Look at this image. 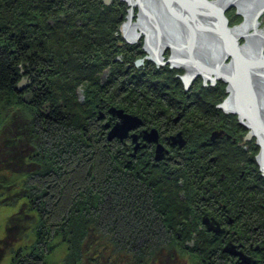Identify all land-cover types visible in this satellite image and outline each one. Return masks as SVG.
Wrapping results in <instances>:
<instances>
[{
    "label": "rangeland",
    "instance_id": "rangeland-1",
    "mask_svg": "<svg viewBox=\"0 0 264 264\" xmlns=\"http://www.w3.org/2000/svg\"><path fill=\"white\" fill-rule=\"evenodd\" d=\"M136 1L138 4L135 5V7L133 8V6H131V3H129L128 0H110L109 3H107L105 0H98V3H100V5L102 6V10H104L105 12H110V14H113L114 12V14H117L121 18L120 22L116 23L117 26L114 32L112 33L113 36V38H111L112 40H110L109 42L107 41L104 42L107 48L100 50L97 47V50L90 49V51L86 53L88 54V58L91 62L97 61V64L103 66L100 75L98 69L95 71V73H93L95 74V76L98 75V77L94 79L83 78L86 75L82 76V73H86L87 71L73 66H67L65 62L62 63L57 62L58 66L54 64V66L51 67L52 68L50 70L51 72L49 73L52 75H48L46 77L45 72L41 73V78H43L42 81H46L47 78L49 77H51L50 78L51 80L52 78L54 79L51 83L53 85L52 87L56 91V96H55L56 101H58L54 105H60V106L65 105L66 109L64 110L66 112H76L79 114L81 113L83 114L82 112L83 110H88V111L92 110L93 115L91 116L94 117L93 119H95V123L97 122V124L103 126L101 127L103 128V132H101L100 134L98 133L97 127L96 128L92 127L90 133L93 135V138L96 140V144L100 143V146L108 145L109 148H112V151H110L112 155L111 158L109 159L114 160L115 165H118V167H120V169H122L123 172L128 171L132 173L133 176H129V179H123V181H129L133 185V187L131 188H133L134 191L129 192V191H125L124 189L122 191L117 190L114 193L111 192L112 194L107 196L109 199L105 200V198H103V194L104 195L107 194L105 192L106 189L103 186L101 187L98 186L100 189V196L102 197V200L97 198V197L100 198L98 194L92 195L96 199L95 200L96 203L94 205L97 204L98 205L96 207H93L91 205L92 207H89L86 210L84 209V206H82V208L81 207L78 208L75 205L74 207L77 208L75 210L76 213L73 215V211L75 209L72 208L73 205L79 200L80 201L83 199L85 200V195H82V197L79 196L82 199L74 198L68 204L71 212L70 215H73L74 218L72 219L71 223L69 222L64 223V225L70 224V226L67 228V235L63 233L64 236H61V234L58 232L63 229L62 225H58V226L56 225L54 227L53 226L50 227V229L48 228L46 229L47 226L46 223H48L46 222V218H47L46 212L49 210V208L45 206L46 195L44 196L43 193H41L40 194L41 196L39 198L37 197L38 199L34 201L33 205L35 207L36 206L35 204L37 203L44 204L46 209V211L44 210L45 214L34 211L33 208L31 207L32 204L26 202V204L24 205L25 206L24 216L26 218L30 217L32 218V220L30 222H28L29 220L26 221L28 227L24 228L25 232L21 236L20 240H17L15 232H11L13 237L10 235L6 236V220L13 213H18V211L22 209L20 206L24 202L19 200L18 201L10 200L11 201L10 204L0 203V264H136L137 261L141 259V254L138 250L144 249L142 244L144 240H146L144 242V245L148 244V248H149L147 255H145L146 258L145 264H150L151 260L154 259V257L157 258L158 264L162 262H164L165 264L167 263L172 264L170 258L169 261H166V256L167 254L169 255L168 252H172L173 257L176 256L179 257V261L176 260L174 264H207V261H205V258H203L201 254L197 253L196 250H192V248L185 247L184 244L185 241L186 243L189 240H190L189 242H191L192 238L194 237H196L197 240H200V238L202 237L199 235L198 231L190 230L188 234L185 233L184 235H182L183 236L182 237L181 228L183 227V225L176 224V226H174L173 229L171 228L169 231L166 230L164 225L170 226L173 223L171 222L170 224V221L166 222L165 219H162L163 216L165 215V212L161 211L160 197L155 194L158 191L156 190L157 188L163 189L164 191L163 194L166 197V202L170 203L168 209L170 208L172 213L175 212V210H177L178 208H180L177 207L176 205L181 203L184 204V199H185L184 197L185 195H187L188 199H192L188 201V203L191 202L190 204L193 206V208H190V210L186 208H181V211L185 209L184 213H187L188 211L191 212L190 215L192 216V219L187 218V220H185L188 223L187 225L191 228L193 226L192 224L196 223V225H198L197 230L200 231V229H202L201 230L202 232H211L210 231L211 228L209 229V227H207L203 219V218H208L209 216H204L200 212L196 213L195 211L196 203L193 200H196L203 193V191L205 190L203 186L207 184L208 179H221V175L222 177L223 175L226 177V174L222 172L221 175L214 176L213 171H215L216 168L214 166V163L208 161L210 158L215 157L213 153L216 152L215 154H217L218 150L210 151V155L212 156L209 155L205 157L201 156L200 161L198 160V162L195 164L197 166L196 167L194 166L195 167L194 170L186 169L185 165L179 164L178 162L174 163L169 158V156L171 155L170 153H172L174 157H176V159L182 158L181 155L179 154V152L182 151L180 147L186 146L184 150L198 149V151L199 150L204 151L205 148L208 147L204 143L207 140L199 141V137H195V136L190 137V135H188L189 132H191L190 129L184 123H182L183 119H185L184 117H187L188 114L190 113L191 108H194V110L200 113L202 112L204 113L205 111H200L204 109L200 108V110H197V107L191 106L189 110L187 109L188 110L187 111L186 109L185 110L180 109L181 107L179 106L180 114L178 111H177L178 113H174V110H176V107H178V104L176 103H179L178 100L181 99V102L183 104L184 103L188 104L187 98L189 96L195 97L197 95L196 92L201 93V95H205L208 91H210V89H215V93L213 95L216 94V97L218 96L219 100L216 101V106L219 107L220 103L223 102L227 103V100H230V96L234 94H235L234 96H236L237 93V96L239 98L234 97V99L236 98L235 101L237 100L238 105H240L239 102L243 100L244 102L242 101L241 105L242 107L245 106L244 108L249 113V116L250 113H252L254 110V106L252 104H254L255 107L258 106L257 108L259 109V111L256 108L255 113L260 119L264 120V103H263L264 86L262 85V88L260 89L258 87L259 81L257 80L258 81L257 82L254 79V81L257 82V87H258L257 90L259 89V92L261 94L259 96L258 91H256V89L253 88V92L251 93H253L255 98L257 99L255 103L249 100V96L247 94L249 93V91L247 92L244 90V87H248L246 85L247 83H245L246 78H244L240 82V84H238L237 88L234 87V90L236 89L235 92L233 90V85L231 84V81L224 75L218 73L219 71L225 74V72H223L221 68H223L226 65L232 64L234 62V55L230 53L228 54V49H226L227 48L226 46H222V45L220 46L223 40L218 39V41H215L216 35L213 34L215 33L214 32L215 30H213L214 28L212 29L211 27H208L210 24L209 25L205 24L206 27L208 28L205 34L206 35L209 34V36L200 34L201 31L204 32L203 30H200L198 32L199 29L198 27L202 25L201 24L202 21L200 20L199 17L203 16L202 14H198L197 13L198 11L196 13L194 12L196 11V9H199L201 6L198 0L196 1L183 0L185 3L178 0H136ZM208 1L214 3L215 0H208ZM220 1L221 4H219V6L221 5L222 7L225 4V2L229 0H220ZM237 1H240L238 2L239 4L228 3L230 5L224 9L225 16L228 20L227 25L229 28H235L236 26L242 24L245 21L244 19L245 15L239 9V7L242 8L241 4L243 8L245 7V9L247 8L251 10L253 9V7L256 6V4L254 5V2H256L257 0H237ZM190 2L192 4H190ZM143 4L150 6L152 11L150 9H147V12L145 10L142 11L141 6H143ZM244 4L246 6H244ZM28 9L30 10V13H32V15H30L31 17L25 20L24 22L25 24L23 22L14 24V26L11 28V32L13 31V33L16 34L15 36H17V33L14 30L24 27L25 36L20 33H18V35L25 37V39H23L24 40L23 42L25 44L28 41L33 45L34 49L32 48L31 49L32 51V50H36L34 46L36 45V43L38 45V41H37L38 37L44 44H49L51 42V38L54 36V33H56L57 31L56 28L61 24L60 21L61 18L53 17V15L46 17L45 13L47 14L48 11L44 10L43 8L31 9V7H28ZM261 12L262 13L260 14L259 21H260L261 29L264 30V10ZM144 14L145 16H149L150 14L152 15L153 21L155 20L154 24L158 28V29L156 28L158 30L157 33H159V35L161 36L160 40L162 41V39L164 38L165 41H170L168 42L169 44H164L159 39H154L149 42L150 39H148V35H147L149 30L148 29L146 30V28L142 30V25L140 24V17ZM87 15L89 14H86V16ZM210 15L211 13H209V15L205 14V16L207 17H210ZM0 17H1V21H0L1 25L4 31H6V28L8 26L7 23L8 22L10 23L11 19H8L9 16L6 17V19H4L2 16ZM129 17L132 18V24H130L132 26L131 27L132 29L130 28V30L125 32L124 27L126 26L127 23H130V21H127L128 19H130ZM87 18L88 17L79 16L78 19L76 20V23L74 22V25L72 27L67 26L69 28L68 31H63V29L59 28L60 34L62 36V39L60 41L64 39L69 41V43H71L69 37L70 35L69 32H71V30L76 31L75 36H77L78 32H82L86 34L85 32H91L92 28L95 29V27H100L99 25L97 26L96 23L97 22L96 11H94L93 19L89 18L88 20H86ZM85 20L86 23H83ZM111 25L113 26V24L109 23L108 28H111ZM213 25L216 26L217 30H219V28L221 30L220 23L216 24L213 21ZM134 26H136V30L133 29ZM104 27L107 28L106 26ZM133 30L136 31L137 35L140 34L135 39H131V37L133 38L132 34H135V32H132ZM138 31L140 32L139 34ZM217 36H219L218 33ZM233 36L235 39L237 38L236 41L238 44L237 46H239L238 48L241 49V47L245 46V44L247 43L246 37L244 36L238 37L235 36L234 34ZM1 37H2V33L0 32V38ZM256 38H257L256 40H258L257 42L259 43L260 38L259 37ZM147 40H148V45L146 44ZM171 40L183 42L184 48H190L191 46L190 43H191L193 45H196V47H193V50H198V49L200 50L201 48V51L203 53L204 52L206 53L207 51L208 54H210L209 51H211L213 54L211 53L212 56L210 57L211 58L215 57V60L217 62L221 61L222 64L219 65L218 70L217 68L215 70H212L213 73H211L210 76L207 74H205L206 76L199 74V76L196 77L194 82L190 83L189 85L186 84L185 87L181 79L184 75L186 76L187 73L191 71H188L183 67L177 68L178 65H182L180 64L182 63V61L181 59H178L177 63H174L173 44L175 42L173 43ZM112 42L115 44L113 48H116V51L113 53H111L112 46L110 47ZM162 44H164L165 47L163 46L164 48L162 53L159 52V54H157L161 58L159 60L160 63L157 62L158 64H161L159 65L161 67H158L154 61V59L157 61L155 57L156 53L154 50L158 46H161ZM28 46L30 47V45ZM70 46L72 48L71 50L75 48L74 45L70 44L68 49H70ZM149 46H152V49ZM15 47L16 45H13V49H15ZM140 49L141 50L143 49V51L139 52ZM54 52L56 53L57 49ZM59 52L61 53V49L59 50ZM225 52H227L226 56L224 55ZM134 54L135 56H133ZM262 54H264V46L262 48ZM244 57L248 62L249 58H247L245 55ZM140 59L142 60V62L141 65H139L138 67L136 65H137V61ZM249 62L247 64L248 65L247 67L254 65L253 60H252V65ZM116 64L124 67V69L121 72L116 71L118 72L117 76L119 75V78L117 77L113 78V75H115L114 68H117ZM148 64L150 65L149 66L150 68L148 67L147 70H144L145 73L140 74V67L143 65L147 67ZM130 65H132L133 67L129 69ZM168 66H171V68H168ZM20 68H21L20 72L22 73V75L19 79V82L23 78H25L26 82L28 83L23 90H19L22 95V102L24 104L22 106H19L20 112H25L27 114L30 112L32 116L34 113H38L43 110L46 112V114H49L51 112V109L54 108L55 106L52 103L49 104V102L38 103L37 98L42 87L40 84H38V82L32 83L30 73L28 72L26 73L27 68H29L30 71L31 70L35 71L32 72V74L34 75L37 72L36 64L32 59H24L22 60V65L20 66ZM126 68L127 70H125ZM45 69L47 70L46 67ZM156 69H159V71L156 72ZM169 69L171 70V72L169 71ZM129 70H131L132 73L127 72ZM109 71L110 74L107 75ZM176 72L179 73L177 77H175ZM167 74L170 75V77ZM106 75L110 76L111 79L113 78L112 83L107 87L108 89H105V87L103 86L105 85V83H107V80L105 81V79L107 78ZM129 75H134V77L131 79ZM230 75L232 76L233 74ZM255 75H257V73L253 74L254 78ZM44 78L46 79L44 80ZM165 80L167 82L169 81L170 86L164 83ZM118 88L120 89V91L118 90ZM136 88H138V90H135ZM186 89H192V90H186ZM145 98L150 100L152 104L151 106L152 118L149 119H147L146 117L144 118L143 117L144 115H142L144 110L142 109L141 104L143 102L144 103L149 102L145 100ZM196 100L197 99H195L194 102H196ZM159 101L160 103L163 104V108L160 107L159 104L155 105V103H158ZM259 101H261V104L258 103ZM102 102L108 105V107L105 110H100L96 106L97 104ZM111 105H115L116 107L123 108L126 112L133 113L136 116L140 117L143 121L142 124H140L141 126L138 125L137 127L130 129L128 135L123 138L119 136L108 138L109 132L111 131L115 123L119 120V117L115 116L110 111ZM90 106H92V108H90ZM222 109H223V113H221L220 115L224 114L225 116V114H227L231 117L233 116L235 121L239 123L231 125L229 124V121L225 122L223 123L224 124L223 128L221 129L216 128L208 131L207 133L208 137L211 139L212 133L215 130H219L222 132L220 136L223 137L224 135L223 139L220 141V143L223 142L221 145L232 146L235 149H237L238 145L246 147L248 150H250L249 153L252 154V156L254 157V165L256 166L257 164L259 170H261L264 173L263 169H261L260 167V160H259V159L262 160L264 157V154L260 153L262 149L261 137H263L262 140L264 141V133L260 132L261 133L260 136L254 135L251 136V138L250 137L245 138L247 134L253 133L252 130L253 128L251 126H248L247 124L248 120L242 119L241 115L237 111L234 110L232 111L229 108L228 109L222 108ZM205 113L204 115L208 116L207 115L208 113L206 114ZM169 117L171 118L173 117V119ZM209 117L212 119L211 121H213V119L215 121V118L213 116H209ZM227 118L228 117L225 118L223 117V119H227ZM241 120H243L247 124V126L243 122H241ZM174 122H177L178 124L173 125ZM72 127L73 126L66 125L64 126V131H62L61 129H56L55 131L49 133H45L44 131L42 137L46 141L49 139L53 140L55 138L58 139L59 141L61 140L60 142H62L63 141L62 136L64 134L65 136H73L74 134L76 135L78 134V130L76 129L74 130ZM153 128L157 129L158 131L157 135L160 143L165 145L169 150L168 152H166L165 156L161 159H156L155 157L156 155L155 149L157 142H155L154 140L153 142L145 139L142 133L144 132L145 129H149L150 131ZM178 128L180 130H177ZM184 130L188 132L187 133L188 138L186 135H183ZM179 131H181L184 138H186V143L182 146L178 142L174 145L169 140L171 136H176L177 134H181ZM54 132L55 135H52L54 134ZM198 132L199 130L197 131V133ZM134 135L138 136L137 141H135L133 137ZM106 138L108 141H106ZM40 142H41L40 138L37 141L33 142L32 147H34L35 151L38 150L39 147L40 150H43L44 146L43 145L39 146ZM137 142L141 144V146L138 149L135 148ZM59 151H60V147L48 148L46 154L43 155L42 160H44L45 163H48L49 159H51V162L55 164L57 158L56 157L53 158V156L54 155L57 156L56 153H58ZM64 153L66 152L62 150V154ZM108 154L109 153L105 152V148L103 147L102 152H100V155L103 156L104 159H100V160L101 161L105 160ZM186 155L189 156V153H187ZM112 156H115L116 159ZM106 160L108 159L106 158ZM163 161L167 162L163 164L164 167H162L166 169V171H163L161 168L155 166L157 163H162ZM180 169L183 170L186 169L184 172L185 176L182 177V179H180V182L183 181L185 185L182 183L177 189L175 187H171L170 182H167L168 180L167 172L171 170H180ZM240 173L243 176L248 174L245 168L242 169ZM29 177L30 176H28V179H36ZM200 179L203 180L199 181ZM158 181H161V183H159ZM188 181H191L192 183L191 184L186 183ZM195 181L196 183H194ZM109 182H111L110 179ZM88 183H87L88 190L89 189L93 190L91 188L92 183L91 184ZM56 186L57 183L56 185H52V184L48 185V190L52 191V189L56 188ZM116 187L119 188V186ZM240 190L241 189H239L238 192L246 191L245 189H243L242 191ZM191 194H196V195L190 196ZM48 196H50V193L48 194ZM74 196L77 197L76 194ZM0 199H2L1 196ZM48 199L53 200L54 198L48 197ZM220 199L221 201L226 203L229 209L234 208V200L232 199V196L222 195ZM3 200L4 199H2V201ZM105 203L109 204L107 208H103V205ZM62 204L63 203L59 202L57 207L59 208L60 206H63ZM208 206H210L209 209L212 211H215V209H217L216 208L217 205L215 203H213L212 205L208 204ZM257 208L258 210L254 211V215H251L253 219L255 218L254 222L259 219L258 218L259 210L261 209L263 211L260 205ZM59 212L61 211L56 212V214ZM80 212H83L85 216H81V215L76 216ZM93 212L95 213L94 214L95 217L93 216ZM90 214L91 216H89ZM230 217H233L234 219L230 218L231 221H228V223H232V224L237 223L238 225H240L239 227L243 229L241 224L243 223V219L246 217V215H244L243 217H235V216H230ZM44 222H45V227H43ZM99 222H103L106 226L105 227L102 226ZM262 222L264 221H261L260 223L262 224ZM212 223L214 224L213 226L219 225L217 226L219 231H222L224 229L216 219L212 220ZM199 225H202L203 228H200ZM39 228L43 232H45L46 230H51V233L54 232L56 234L58 233V236L53 237V239H50L52 235L50 233L49 239L48 238L44 239V242L43 239L42 241H39V239H36L37 237L36 232L38 231ZM118 228L119 230H117ZM158 230L163 231V234L158 236L152 233ZM143 231H145V233ZM146 233H149V235H145ZM248 234L253 235L252 232H249ZM140 235H143V238H140L141 237ZM210 236H212V234H210ZM44 237H46V235ZM240 238H238V240H240ZM15 242H19L16 244L17 246L16 249L19 247H22L23 249L22 250L19 249L17 251L13 250L11 246L12 245L15 246ZM228 242H232V240H228ZM35 244H37L36 247L39 246L42 247V249L38 248L37 253L35 254H39L40 250H44L46 248L45 244L52 247V249H50L49 252H48V247L46 248L45 251L47 252L43 253L42 255L43 258L39 260V262H36V258L31 257V254H34L31 252H33L32 249ZM223 248L226 251L227 248H229V246L225 245L223 246ZM261 255L263 254L259 252L254 254L255 261H258V258ZM185 256L189 258L188 261L184 260ZM216 262H218V260ZM238 262H239V258H238Z\"/></svg>",
    "mask_w": 264,
    "mask_h": 264
},
{
    "label": "trees",
    "instance_id": "trees-1",
    "mask_svg": "<svg viewBox=\"0 0 264 264\" xmlns=\"http://www.w3.org/2000/svg\"><path fill=\"white\" fill-rule=\"evenodd\" d=\"M28 7H31V9L43 8L44 10H47V14L45 13L46 17L53 15V17L61 18V24L56 28V33H54L55 38L53 36L49 44H44L38 37V45L36 43V45L34 46L36 50L32 51L31 49L33 48V45L28 41L26 44L23 42V39H25L24 27L14 30L17 33V36H15L16 34L13 33V31L11 32V28L14 26V24L22 22L24 23L27 18L31 17L30 15H32V13H30ZM93 10L96 11V23L97 26L99 25L100 27H95V29L92 28V31L85 32L86 34L78 32L77 36H75L76 31L71 30V32H69L71 43L64 39L60 41L62 39V36L60 34L59 28L63 29V31H68L69 28L67 26L72 27L74 25V22L76 23V20L79 16L88 17L86 20H88L89 18L93 19ZM86 14L89 15L86 16ZM0 16H2L4 19L9 16L8 19H11L10 23H7L8 26L6 28V31H4L0 22V32L2 33V37L0 38V196L2 199H4L3 201L2 199H0V203L10 204V200H19L24 202L20 206L22 209H20L18 213H13L7 218L6 236L10 235L13 237L11 232H15L17 240H20L21 236L24 234V228L28 227L26 221L29 220L28 222H30L32 220V218H26L24 216V205L26 204V202L32 204L31 207L34 211L43 214H45L44 210L46 211L45 206H47L50 211L48 210L46 212V222H48L46 223V229H50V227L52 226L54 227L56 225H62L63 229L58 232L61 234V236H64L63 233L67 235V228L70 226V224L64 225V223L72 222V219L74 218L73 215L76 213L75 210L77 207L82 208V206H84V209L86 210L89 207H96L98 205H94L96 203V199L92 196L94 194H98L100 196V189L98 186H103L106 189L105 192L107 194H103V198H105V200H108L109 198L107 196L111 195L117 190L122 191L124 189L125 191L129 192L134 191V189L131 188L133 187V185L129 181H123V179H129V176L133 175L128 171L123 172L122 169L118 167V165H115L114 160L109 159L112 155L110 153V151H112V148H109L108 145L100 146V143L96 144V140L93 138L90 130L92 127H97L98 133L101 134L103 130V128L101 127L103 126H100L99 124H97V122L95 123V119H93L94 117L91 116L93 115L92 110H83V114H79L76 112H66L64 110L66 109L65 105H54L58 102L55 98L56 91L52 87L53 85L51 83L54 79L52 78L51 80V77H49L46 81H42L43 78H41V73L45 72L46 77L48 75H52L49 74L51 72L50 70L52 69L51 67L54 66V64L58 66L57 62H65L67 66H73L87 71L86 73H82V76L86 75L83 78L94 79L98 77V75L95 76V74L93 73H95V71L98 69L100 75L103 66L97 64V61L91 62L88 58V54L86 53L89 52L90 49L97 50V47L100 50L107 48L104 42H109L110 40H112V33L117 26L116 23H119L121 18L117 14H114V12L113 14H110V12H105L104 10H102V6L100 5V3H98V0H0ZM86 20L83 23H86ZM109 23L113 24V26L111 25V28H108ZM104 26H106L107 28H105ZM18 33L24 36H19ZM70 44L74 45L75 48L73 50H71V46L70 49H68ZM13 45H16L15 49H13ZM28 45H30V47ZM114 46L115 44L112 42L110 45V47L112 48L111 53L116 51V48H113ZM56 49L57 52L55 53L54 51ZM60 49L61 53L59 52ZM37 51H39L40 53ZM142 51L143 49L139 50V52ZM133 56H135V54ZM24 59H32L36 64L37 72L34 75L32 74V72L35 71H30L29 68H27L26 73H30L32 83L38 82V84H40L42 87L38 94V103L49 102V104L52 103L55 106L51 109V112L49 114H46V112L43 110L38 113H34L32 116L30 112L28 114L25 112H20L19 106H22L24 104L22 102V95L16 88V84L18 85L19 79L22 75V73L20 72V66L22 65V60ZM116 65L117 68H114L115 75H113V78H119V75L117 76V73L121 72L124 69L123 66L118 64ZM149 66L150 65L148 64L146 68H148ZM45 67L47 68V70L45 69ZM127 72L132 73L131 70ZM133 77H131V79ZM113 78H110V84L112 83ZM45 79L46 78H44V80ZM104 87L105 89H108V86ZM118 90L120 89L118 88ZM135 90H138V88H136ZM196 93L197 95L195 97L189 96L187 98L188 104H183L180 101H178L179 103H176L179 105L182 104L183 110H189L191 106H194L197 107V110L203 108L204 110L200 111H205L206 113H208V116H205V112L200 113L194 110V108H191L188 116L184 117L185 119H183L182 123H184L190 129V137H199V141H211V139L207 135L208 131L216 128L221 129L224 127L223 123L228 121L231 125L239 123L235 121L233 116L231 117L227 114H225V116L224 114L220 115L221 113H223V109L216 106V101L219 100V98L218 96L216 97V94L213 95L215 93V89H210V91H208L205 95H201V93L199 92ZM195 99H197L196 102H194ZM145 100L149 102H143L141 104V107L144 110L142 115H144V118L146 117L147 119H149L152 118V104L150 100L146 98ZM158 104L163 108V104L160 103V101L158 103H155V105ZM90 108H92V106H90ZM177 109H179V107H176L174 113H177ZM209 116H213L215 118V121L214 119L213 121H211L212 119ZM222 116L224 118H228L223 119ZM174 124L175 123H173V125ZM66 125L73 126L72 128L74 130H78V134H74L73 136H65L64 134L62 136V142H60L61 140L59 141L55 138L53 140L49 139L47 141L43 139L42 134H44V131L45 133L55 131L56 129H61L62 131H64V126ZM198 130L199 132L197 133ZM52 135H55V132ZM39 138L42 142V144L41 142L39 143V146L43 145L44 148L43 150H40L39 147V149L35 151L34 147H32V144ZM207 141L205 142V145H207L208 147L205 148L204 151H198V149L184 150L186 146L180 147L182 151H185L179 152L182 158L176 159V157H174V155L170 153V159L174 163L178 162L179 164L185 165L186 169L194 170L197 166L195 164L198 162V160L200 161L201 156H211L210 151L218 150L217 154H215L216 152L213 153L215 156H217L213 161L216 168L215 171H213L214 176H218L220 175V171H224V173L226 174V177L224 179H253L256 184L254 190L258 192H264V173L259 170L257 164L256 166L254 165V157L249 153L250 150L240 145H238L237 149L233 148L232 146H224L221 145L222 143H220L219 140L213 141V143H209ZM50 147H60V151L56 153L57 156H53V158H57L55 164L51 162V159H49L48 163H45V161L42 160L43 155L46 154L47 149ZM103 147L105 148V152H108L109 154L106 157L108 160H106L105 158V160L101 161L100 159H104L103 156L100 155ZM62 150L66 153L62 154ZM187 153H189V156L186 155ZM112 157L116 159L115 156ZM163 162L157 163L155 166L161 168L163 171H166V169L162 167H164L163 164L167 162ZM244 168L247 170V172H249L247 175H245L247 177L241 175L240 173ZM185 170L180 169L167 172V182H170L171 187H175L178 189L180 184L183 183L185 185L183 181L180 182V179L185 176ZM28 176H30L29 178L32 177L36 179H28ZM109 179L111 182H109ZM88 182L90 184L92 183L91 188L94 191L90 189L88 190ZM158 182L161 183V181ZM190 182L191 181H188L186 183L189 184ZM56 183V188L52 189V191L48 190V185H56ZM116 186H119V188ZM156 190L158 191L155 194L160 197L161 211L165 212V215L162 219H165L166 222L170 221V224L172 222L174 224H171L173 225V228L174 226H176V224L187 225L188 223L185 220H187V218L192 219V216L190 215L189 211L187 213H184L185 209L181 211V208H189L181 203L176 205L180 208L172 213L170 208L168 209L170 203L166 202V197L163 194V189L157 188ZM41 193H43L44 196L46 195V204L44 206V204L37 203L34 207L33 203L41 196ZM49 193L50 196H48ZM75 194L77 195V197L74 196ZM82 195H85V200L83 199L81 201H77L72 208L74 209L75 205L77 207L74 209L73 215H70L71 212L68 204L74 198L82 199L79 197H82ZM48 197L54 199L49 200ZM97 198L102 200L101 196L100 198ZM59 202L63 203V206H60L58 208L57 205L59 204ZM107 206H109V204L105 203L103 205V208H107ZM58 211L61 212L56 214V212ZM263 213L264 212H262L261 209L258 212V218L260 222L263 221ZM94 214L95 213L93 212V216L95 217ZM78 215L85 216L83 212L78 213L76 216ZM89 216H91V214ZM99 223L104 227L106 226L103 222ZM43 227H45V222ZM117 230H119V228ZM143 232L145 233V231ZM184 232L187 233L189 232V230L184 229ZM50 233L51 230H46L45 232H43L39 228L36 232V239H39V241H42L43 239L44 242V239H49ZM152 233L160 236L163 234V231L158 230ZM51 234L53 236L51 235L50 239L58 236V233L56 234L55 232ZM45 235L46 237H44ZM146 235H149V233H146ZM17 243L19 242H15V246L12 245L11 248L15 251L19 249L22 250V247L16 249ZM36 246L37 244L33 246V252L31 253L34 254H31V257L36 258V262H39V260L43 258V253L47 252L45 251L46 248L48 247L49 252L52 247L45 244L46 248L44 250H40L39 254H35L37 253L38 248L42 249V247ZM143 248L144 249H142V255L145 256L147 255V252L149 250L148 244L143 245Z\"/></svg>",
    "mask_w": 264,
    "mask_h": 264
},
{
    "label": "flooded vegetation",
    "instance_id": "flooded-vegetation-1",
    "mask_svg": "<svg viewBox=\"0 0 264 264\" xmlns=\"http://www.w3.org/2000/svg\"><path fill=\"white\" fill-rule=\"evenodd\" d=\"M154 61L158 67H161V66H159L161 64H158V63H160L159 60L156 61L154 59ZM139 65H141V63ZM139 65H136V66L139 67ZM132 67L133 66L130 65L129 69ZM168 68H171V66H168ZM125 70H127V68ZM144 70H147V68H146V66L143 65L140 67V74L144 73ZM158 71H159V69H156V72H158ZM169 71L171 72L170 69H169ZM109 74H110V71H109ZM199 74H201V73L198 72V73H196L195 76L198 77ZM178 75H179V73L176 72L175 77H177ZM133 76L134 75H131L130 78ZM168 76L170 77V75H168ZM107 78H108V76H107ZM107 78L105 79V81L107 80ZM181 81H182L183 85L186 87V83H185L183 77H182ZM164 83L166 85L170 86L169 81L167 82L165 80ZM177 83H178V81H177ZM186 90H191V89H186ZM178 101L181 102V99H179ZM96 106L100 110L106 109L104 107L103 108L101 107V103L97 104ZM179 106L181 107L180 109H182V104H180V105L178 104V107ZM179 111L180 110L178 109V112ZM179 114H180V112H179ZM169 118H171V117H169ZM171 119H173V117ZM177 122H174V123L178 124ZM177 130H180V129L178 128ZM183 132H184L183 135H186L188 137V135H189V134L187 135L188 132L185 130ZM223 137H224V135H223ZM223 137L218 136L215 138H211V141H208V142L213 143V141H216V140L221 141L223 139ZM171 142H173V141H171ZM221 143H223V142H221ZM172 144L175 145V143H172ZM216 157L217 156L210 158L208 161L213 163V161L216 159ZM221 173L222 172L220 171V175H221ZM224 178H225V176L222 177V175H221V179H208L207 184L203 186L205 189L203 191V193L196 200H193L196 203V206H195L196 213L200 212L204 216H209L208 218H203L207 227H209V229H210L209 225H214L212 222H210V220L212 221L215 219L220 223V225L224 229L222 231L218 232V230L215 229V227L219 226V225H217V226L211 227V229H210L211 232H202L201 231L202 229H200V231L197 230L198 225H196V223H193L192 224L193 226L191 228L185 224L181 228V231H182L181 236L185 234L184 229L185 230L187 229L189 231L190 230L191 231L192 230L198 231L199 235L202 237V238H200V240H197V238L194 237L195 239L192 238L191 242H189L190 240L187 243L185 241V243H184L185 247L192 248V250H196L197 253L201 254L203 256V258H205V261H207V264H264V222H262V224H261L259 219L254 222L255 218L253 219L251 216V215H254V211L258 210V208H257L259 206L258 204H260V206L262 207V209L264 211V192H258L256 190H254L256 187V184L253 181V179H224ZM201 180H203V179H200L199 181H201ZM221 182H223V183H221ZM191 183L192 182H190L189 184H191ZM194 183H196V181ZM239 189H241L240 191H242L243 189H245L246 191L238 192ZM208 192H210V193H208ZM260 193H262V194H260ZM187 194H189V193H187ZM193 195H196V194H191L190 196H193ZM222 195L232 196V199L234 200V208L233 209L232 208L229 209L227 207L226 203L221 201L220 197ZM184 198H185L184 199V205H186L189 209L193 208V206L190 204L191 202L188 203V201H190L192 199H188L187 195H185ZM186 201H187V203H186ZM213 203H215L217 205V207H216L217 209H215V211L210 210L209 209L210 206H208V204L212 205ZM244 215H246V217L243 219V223L241 224L243 229L241 227H239L240 225H238L237 223H233V224L228 223V221H231L230 218H233L230 216L243 217ZM263 216H264V213H263ZM263 221H264V218H263ZM164 227L168 231L171 228L173 229V225H170V226L164 225ZM199 227L203 228L202 225H199ZM244 231H246V232H244ZM249 232H252L253 235L248 234ZM188 233L189 232H187V234ZM210 234H212V236H210ZM140 236H141L140 238H143V235H140ZM238 238H240V240H238ZM228 240H232V242H228ZM144 242L145 241H143V243H142L143 245H144ZM225 245L230 246L233 250L227 249L225 251L223 248V246H225ZM139 251H141L140 252L141 259H139V261H137L136 264H145L146 258H145V256L142 255L143 250L140 249ZM258 252L263 254V255H261L258 258V261H255L254 257L256 255L254 256V254H256ZM168 253H169L170 257L167 254L166 261H169V258L171 259L172 264H174V262L176 260L179 261L178 256L173 257L172 252H168ZM231 255H233V256H231ZM160 256H161V254H160ZM206 258H208V259H206ZM238 258H239V262H238ZM184 260L188 261L189 258L185 256ZM217 260H218V262H216ZM157 261H158L157 258L154 257V259L151 260L150 264H155V263L158 264ZM160 264H165V263L162 262ZM167 264H169V263H167Z\"/></svg>",
    "mask_w": 264,
    "mask_h": 264
},
{
    "label": "bare ground",
    "instance_id": "bare-ground-1",
    "mask_svg": "<svg viewBox=\"0 0 264 264\" xmlns=\"http://www.w3.org/2000/svg\"><path fill=\"white\" fill-rule=\"evenodd\" d=\"M178 1H181V2H184L183 0H178ZM196 1V0H195ZM201 1V0H200ZM202 1H206L207 3H209V1L208 0H202ZM128 2L129 3H131V6H133V8L135 7V5H137L138 3H137V1L136 0H128ZM238 2H240V1H237V0H229V1H227V2H225V4L222 6V7H224L223 9H225V8H227L230 4H228V3H235V4H239ZM185 3V2H184ZM189 4V3H188ZM190 4H192L191 2H190ZM214 9H216V7L218 8V9H220L221 8V5H220V7H219V4H221V1L220 0H215L214 1V3H209ZM241 4V3H240ZM246 4V3H245ZM244 4V6H246ZM256 4V6L255 7H253V9H245V7L243 8V6H242V4H241V7L242 8H240L239 7V9H240V11H242L243 13H244V15H245V21L242 23V24H240V25H238V26H236L235 28H229L228 27V25H227V22L225 21L223 24L225 25L226 24V30H227V32H228V34H229V36L231 37V40H234V42H235V44H237V41H236V39L234 38V36H233V34L235 35V36H244V37H246L247 38V43L245 44V46H243V47H241V49L239 48H237V50H238V52L244 57V55L247 57V58H249V63H251V65H252V60L254 61V65H252V66H250V67H247V65H246V63L245 64H242V62H239L238 64H237V62L235 61V59H234V62L232 63V64H230V65H226V66H224L223 68H221L222 69V71L223 72H225V75H229L230 76V78L231 79H235V80H237V79H239L240 78V75L238 74V72L240 71V72H242L244 75H245V77H246V79H245V83H247L246 85L248 86V87H244V90L245 91H249V93H247L248 94V96H249V100H251L252 102H255L256 103V101H257V99L255 98V96H254V94L253 93H251V92H253V88L254 89H256V91H258V95L260 96L261 94H260V92H259V89L257 90V88L259 87L260 89L262 88V85L264 86V54H262V48H263V46H264V30L263 29H261V27H260V21H259V17H260V14L262 13L261 11H262V8L264 7V0H257L256 2H254V5ZM139 6V5H138ZM191 6V5H190ZM249 6H250V4H249ZM231 7V6H230ZM252 7V6H251ZM141 9H142V11H146L147 12V9H150L151 10V8H150V6H148V5H146V4H143V6H141ZM132 11V10H131ZM152 11V10H151ZM150 11V12H151ZM198 11V12H197ZM195 13L197 12L198 14H202L203 16L202 17H199L200 18V20L202 21V25H200V27H198L199 29H198V32L200 31V30H203L204 32H202L201 31V33L200 34H203V35H206L205 33L207 32V27H206V25L205 24H207V25H209L208 27H211L213 30H215L214 32L215 33H213L214 35H216L215 37H216V40L215 41H218V39H220V40H223L222 41V44H220V46L222 45V46H226L227 48L226 49H228V47H229V44H226L227 43V40H226V34H225V32H224V30H222V32H221V30H220V28H219V30H217V28H216V26L215 25H213V21L217 24V23H219V20H218V17H217V15L215 14H213L212 12H210V11H207L206 10V7H205V5H203V6H200V8L199 9H196V11H194ZM221 12L225 15V13H224V11L223 10H221ZM209 13H211V15H210V17H207V16H205V14H207V15H209ZM131 17H132V15H131ZM152 17V15L150 14L149 16H145V14L144 15H142L141 17H140V24L142 25V30H144L145 28H146V30L148 29L149 31H148V39H150L149 40V42L151 41V40H154V39H161L160 37V35H159V33H157L158 32V28H157V26L154 24V21H153V17ZM130 18V17H129ZM155 18V17H154ZM157 18V17H156ZM210 18V19H209ZM158 20V19H157ZM127 21H130V23H127L126 24V28L124 27V30H125V32H127L128 30H130V28L132 27L130 24H132V18H130V19H128ZM159 21V20H158ZM150 22H152V23H150ZM159 23V22H158ZM136 24V23H135ZM200 24V23H199ZM137 25V24H136ZM149 27H151V28H149ZM193 27V26H192ZM157 28V29H156ZM132 29V28H131ZM133 29H135L136 30V26H134V28ZM135 30H133L132 32H135V34H136V31ZM140 32L138 31V34H139ZM217 33L219 34V36H217ZM223 33V34H222ZM135 34H132V36H133V38L131 37V39H135V38H137L139 35H135ZM146 35V36H147ZM208 36H209V34H207ZM206 35V36H207ZM211 36H213V35H211ZM256 37H259L260 38V40H259V43L257 42L258 40H256L257 38ZM211 38V37H210ZM205 40H206V38H205ZM161 41V40H160ZM172 41V40H171ZM162 43H164V44H169L168 42H170V41H165V39L163 38L162 39V41H161ZM174 44H173V48H174V58H173V61H174V63H177V60L178 59H181V61H182V63H180V64H182V65H178L177 67L179 68V67H183V68H185V69H187L188 71H191V72H188L187 73V75L185 76H183V79H184V81H185V83H186V81H188V80H190V82H189V84L190 83H192V82H194L195 81V79H196V73H198V72H200L202 75H205V74H207V75H211V73H213V71L212 70H215L216 68H217V70H218V67H219V65H221L222 64V62L220 61V62H217L216 60H215V57L214 58H211L210 56H212L211 55V51H209L210 52V54H208V52L206 51V53L204 52H202L201 51V48H200V50L198 49V50H193V47H196V45H193V44H191L190 43V48H184L183 46V42H180V41H172ZM185 43H187V42H185ZM147 45H148V40H147V43H146ZM164 44H162L161 46H158L154 51H155V53H156V59L157 60H160V57L157 55V54H159V52L160 53H162V51H163V46H165ZM187 44H189V43H187ZM238 45V44H237ZM151 49H152V46H149ZM199 47V46H198ZM237 47H239V46H237ZM193 50V51H192ZM226 53L227 52H225V56H226ZM213 54V53H212ZM205 55H207V56H205ZM209 57V58H208ZM245 58V57H244ZM243 58V59H244ZM226 67V68H225ZM228 67H230V68H228ZM248 68V69H247ZM221 71V70H220ZM235 71V72H234ZM234 72V73H233ZM228 73H230V74H233L232 76L230 75V74H228ZM254 73H257V75H255V78L253 77V74ZM107 75H109V72L107 73ZM206 76V75H205ZM228 76V77H229ZM218 77V76H217ZM242 77V76H241ZM254 79L257 81H259V83H258V87H257V82H255L254 81ZM239 81H242V80H240L239 79ZM260 81H261V83H260ZM110 78H109V76H108V78H107V83H105V85L104 86H108V85H110ZM20 83V82H19ZM18 83V84H19ZM245 85V86H246ZM264 89V88H263ZM233 90H234V86H233ZM236 90V89H235ZM234 90V91H235ZM120 91V90H119ZM234 91H233V93H234ZM236 92V91H235ZM263 92V91H262ZM246 93V92H245ZM246 94V95H247ZM235 95V94H234ZM234 95H232V96H230V100H227V109L229 108V109H231L232 111L234 110V111H237V112H239V114L241 115V118L242 119H247L248 120V125L249 126H251L253 129V134H255V135H259V129H258V127L256 126V125H254L253 123H252V121L250 120V116H249V113L247 112V110H245V106L244 107H242V101H240L239 103H240V105H238V103H237V100L235 101V99L236 98H239L238 96H237V93H236V96H234ZM234 97H236L235 99H234ZM244 102V101H243ZM258 103H260L261 104V101H259ZM264 103V102H263ZM262 103V104H263ZM245 104V103H244ZM254 107H255V105L254 104H252ZM262 106V105H261ZM101 107L103 108H107L108 107V105L106 104V103H101ZM258 107V106H257ZM256 107V108H257ZM259 111V110H258ZM261 111V110H260ZM262 112V111H261ZM259 113V112H258ZM261 115V114H260ZM141 126V125H140ZM256 126V127H255ZM102 132H103V130H102ZM105 132V131H104ZM255 132V133H254ZM261 134V133H260ZM263 135V134H262ZM254 136V135H253ZM260 136V135H259ZM108 138H110V137H108ZM251 138V137H250ZM263 137H261V139H262ZM115 139V138H114ZM186 139V138H185ZM106 141H108L107 140V138H106ZM111 141V140H110ZM154 142V141H153ZM152 143V142H151ZM140 152V151H139ZM169 158H170V156H169ZM260 160V167H262V168H264V157H263V159L261 160V159H259ZM263 173V172H262ZM258 205H260V204H258ZM212 222V221H211Z\"/></svg>",
    "mask_w": 264,
    "mask_h": 264
},
{
    "label": "water",
    "instance_id": "water-1",
    "mask_svg": "<svg viewBox=\"0 0 264 264\" xmlns=\"http://www.w3.org/2000/svg\"><path fill=\"white\" fill-rule=\"evenodd\" d=\"M107 3L110 2V0H105ZM201 4V6L205 5L206 7V10L207 11H210L212 12L214 15L216 14L217 17H218V20H219V23L221 25V32L222 30H224L225 34H226V40H227V44H229V47H228V54H232L234 55V59L235 61L237 62H242V64H245L246 65L248 64V62L246 61V59L238 52L237 50V44H235L234 40H231V37L229 36L227 30H226V24L224 25L223 23L226 21L228 22L226 16L221 12V10L224 11V9L221 7L220 9H218L216 7V9H214L209 3H207L206 1H200L198 0ZM220 7V6H219ZM264 10V7L262 8V11ZM223 34V33H222ZM239 49V48H238ZM244 58V59H243ZM142 62V60H138L137 61V65H139L140 63ZM248 66V65H247ZM219 74H222L224 75L225 77H227L230 81H231V84L237 88L238 87V84H240L241 81L240 80H243L245 77V75L242 73V72H238V74L240 75V78L235 80V79H231L229 75H225L221 72L218 71ZM229 76V77H228ZM242 76V77H241ZM189 82L190 80L186 81V84L189 85ZM27 82H26V79L23 78L20 83L16 86V88L18 90H23L26 86H27ZM219 107H222V108H227V104L226 102H223V103H220L219 104ZM255 109L256 107H254V110L252 113H250V120L252 121V123L254 125H256L259 129V132H262L264 133V120L263 119H260L256 113H255ZM258 109V108H257ZM259 110V109H258ZM110 111L117 117H119V120L115 123V125L113 126V128L111 129V131L109 132V137L110 138H113L114 136H119L121 138L125 137L128 135V132L130 129L132 128H135L137 127L138 125L142 124V119L138 116H136L135 114L133 113H128L126 112L123 108H120V107H116L115 105H111L110 107ZM263 120V121H262ZM241 122H243L246 126L247 124L241 120ZM108 125V124H107ZM249 126V125H248ZM157 129H151L149 131V129H145L143 133V136L145 137V139L149 140V141H155L157 142L156 144V159H161L165 156L166 152H168V148L163 145L162 143H160L159 139H158V135H157ZM181 134H177L176 136H171L169 140L173 141L171 143H180V145H184L186 143V139L184 138V136L182 135V132L179 131ZM222 132L219 131V130H215L213 133H212V136L211 138H215V137H218L220 136ZM253 134V133H252ZM251 133L247 134V136H245V138H248V137H251L255 134L252 135ZM260 135V133H259ZM182 136V137H181ZM135 141H137V138L138 136L137 135H134L133 136ZM262 143V149H261V152L262 154H264V141L261 139ZM141 146V144H139L138 142L136 143V149H138L139 147ZM261 169H263L264 171V168L261 167ZM224 177V175H223ZM212 224V223H211ZM210 228L213 227V225H209ZM216 230L219 231L218 227H215ZM226 249V248H225ZM227 249H232L230 246L229 248ZM233 250V249H232Z\"/></svg>",
    "mask_w": 264,
    "mask_h": 264
}]
</instances>
